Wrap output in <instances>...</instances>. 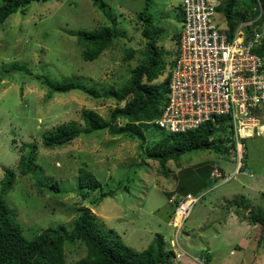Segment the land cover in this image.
Wrapping results in <instances>:
<instances>
[{
    "label": "rangeland",
    "instance_id": "rangeland-1",
    "mask_svg": "<svg viewBox=\"0 0 264 264\" xmlns=\"http://www.w3.org/2000/svg\"><path fill=\"white\" fill-rule=\"evenodd\" d=\"M146 2L32 1L0 22V72L17 63L52 81L74 77L92 89L119 87L138 62L147 42L136 20L144 7L151 13L155 25L162 29L159 42L167 51L166 58L169 60L176 54L177 39L172 36L179 33L182 0H151L147 6ZM244 8L238 4L235 10L241 12ZM261 13L255 28L264 38V12ZM215 18L219 25H228L221 11ZM231 20L237 25L242 21L238 13ZM113 22L123 37L116 39L97 58L84 60L77 33ZM249 25L244 27L245 31ZM126 48L135 50L129 59H125ZM165 76L163 71L159 79ZM115 104L113 99L96 98L79 90L49 95L45 85L24 71L0 73V180L5 169L15 170L14 184L5 199L21 224L23 235L30 238L48 226L72 224L76 218L73 203L81 200L77 169L85 167L100 181L102 191L113 193L92 204L90 201L100 190L90 192L82 200L83 204L93 211L103 228L112 229L134 249L146 248L157 234H162L166 249L184 250L174 258L180 264H264V239L258 242L261 225L251 224L235 212V206L242 202L244 213L250 208L264 210V129L261 134L244 140L246 173H233L236 163L226 158L228 141L221 144L217 141V149L182 153L181 166L197 163L200 166L194 167L196 174L195 170L190 171L196 176L194 184L182 185L179 191L176 188L179 171L174 162L166 164L172 171L169 176L160 174L158 160L146 156L147 149L140 150L136 138L114 136L98 129L83 132L61 146L42 145V138L60 124L73 122L83 131V109H91L108 119ZM254 115L264 127V110ZM121 123L122 120L118 125ZM142 131L150 145L153 134L159 136L160 132L155 124ZM32 145L36 146L33 173L22 175L17 162ZM211 162L220 168L224 178L209 176ZM197 177H204L203 182ZM36 180L42 184L57 182V189L42 188L39 192ZM175 191L202 196L181 230H174L165 222L171 211L168 194L173 195ZM227 201L235 202L230 205ZM244 204L248 207L244 208ZM64 252L66 261H74L84 256L85 247L79 242L66 243Z\"/></svg>",
    "mask_w": 264,
    "mask_h": 264
},
{
    "label": "trees",
    "instance_id": "trees-1",
    "mask_svg": "<svg viewBox=\"0 0 264 264\" xmlns=\"http://www.w3.org/2000/svg\"><path fill=\"white\" fill-rule=\"evenodd\" d=\"M32 1L47 0H1L0 22L5 21L11 13ZM149 1L151 0H147L145 3L146 6ZM238 4L245 6L241 12L235 10ZM216 10L223 13L230 31L236 26L235 21L231 23L233 14L238 13L242 21L250 18L252 22L246 27V32L250 33L262 18L261 11L264 12V0H220ZM182 18V13L180 12V21ZM136 20L141 25V35L147 42L141 49L138 62L130 68L129 76L124 79L119 87L109 85L108 88L103 90L92 89L86 87L74 77L52 81L45 75L33 74L25 65L17 63H13L7 68H2L0 73L12 70L24 71L42 85H45L49 95L54 92L79 90L96 98L104 96L105 98L113 99L116 104L110 111L108 119L91 109L85 108L82 110L83 131L73 122L60 124L52 133L42 138V145L46 148L61 146L71 142L83 132L89 133L98 129L106 130L114 136L123 135L129 138H136L139 141V149L143 151V148H146L145 155L158 160L160 166L158 171L160 174L169 176L172 171L171 168H167L166 164L169 161L174 162L175 168L179 171L176 185L179 191V187L182 185L194 184L196 176H193L190 171L193 169L196 174L194 167L200 166L199 163L187 167L181 166V154L190 150L217 149V141L219 144L228 141L231 145L233 140L231 138L230 125L228 124L230 116H216L214 119L205 121L185 132H167L155 122L161 116L169 101L171 72L178 57L179 33L172 36L177 39L176 54L174 58L171 57L168 60L165 56L167 51L163 49L159 42L162 29L155 25L151 13L145 10L144 7V10L137 13ZM120 37H123V33L115 27V22H113L112 25H102L95 30L80 31L76 35V40L77 44L81 46L82 58L84 60H93ZM253 51L264 57V38H262L260 44L253 47ZM134 52V49L126 48L125 59L131 58ZM169 55L171 54L169 53ZM163 71H166V76L159 79ZM120 120L123 123L118 125ZM154 124L160 130L159 136L153 134L152 145L149 143L148 145L142 128L145 129L148 125L153 126ZM229 147L225 148V150H228ZM35 149L36 146L32 145L27 153L20 155L17 162L20 174L33 173ZM213 163L211 162L209 166V176ZM242 163L241 170L244 172V159ZM77 173L78 195L81 200L73 203L72 212L76 214V218L72 224L69 227L64 224L48 226L35 233L32 237L26 238L22 233L21 224L15 219L12 209L8 206L5 199L14 184L15 170L5 169L4 175L0 180V264H180L175 262L174 258L182 255L184 250H176L177 252H175L171 248L166 249L162 234H157L146 248L136 250L127 245L112 229L103 228L102 223L93 211L83 204L82 200H85L90 192L93 193L100 190L94 200L90 201L92 204H96L105 196L111 195L113 191H102L100 181L85 167H79ZM222 177L224 178L223 173ZM203 178L197 177V180L202 181ZM57 186V182L42 184L36 180V187L39 192H41L42 188L56 190ZM178 191H175L177 195L191 193H180ZM171 195L168 194V199ZM240 197L243 198V195ZM176 202L177 200L168 201L171 205V211L168 214L173 213ZM233 202L235 201H227V204L233 205ZM241 204L235 206V212L241 218L245 216L251 224L258 223L261 225L258 238V242H260V240L264 239V210L250 208L247 213H244ZM243 206L244 208L248 207L246 204ZM75 242H79L85 247V254L77 260L66 261L65 244ZM206 256L208 261L210 257L208 254ZM194 257L191 256L193 259Z\"/></svg>",
    "mask_w": 264,
    "mask_h": 264
},
{
    "label": "built area",
    "instance_id": "built-area-1",
    "mask_svg": "<svg viewBox=\"0 0 264 264\" xmlns=\"http://www.w3.org/2000/svg\"><path fill=\"white\" fill-rule=\"evenodd\" d=\"M216 0H182L178 57L171 72L169 101L156 123L167 132H185L219 115H228L232 143L227 151L241 172L244 140L261 134L255 111L264 110V57L253 51L261 42L257 30L242 21L230 31L217 22ZM244 173H246L244 171ZM210 176L222 177L212 166ZM229 176V175H227ZM201 195L173 194L177 200L169 224L179 230Z\"/></svg>",
    "mask_w": 264,
    "mask_h": 264
},
{
    "label": "clouds",
    "instance_id": "clouds-1",
    "mask_svg": "<svg viewBox=\"0 0 264 264\" xmlns=\"http://www.w3.org/2000/svg\"><path fill=\"white\" fill-rule=\"evenodd\" d=\"M216 1L218 2V5H219V3H220L219 0H216ZM218 5H217V6H218ZM180 12L182 13L181 6H180ZM216 12H218V11L216 10ZM181 21H182V19H181ZM181 21H180V22H181ZM244 21H251V20H244ZM225 22H226V20H225ZM240 22H242V21H240ZM251 22H252V21H251ZM236 25H237V24H236ZM253 30H257V29L253 28ZM253 30H252V31H253ZM258 32H259V31H258ZM259 33H260V32H259ZM260 34H261V33H260ZM261 41H262V36H261ZM260 43H261V42H260ZM248 138H249V137H248ZM171 196H172V195H171ZM171 196H170V197H171ZM201 197H202V196H201ZM170 218H171V217H170ZM169 221H170V220H169ZM182 226H183V225H182ZM181 228H182V227H181ZM172 229H173V228H172ZM180 230H181V229H180ZM177 251H179V250H177Z\"/></svg>",
    "mask_w": 264,
    "mask_h": 264
},
{
    "label": "crops",
    "instance_id": "crops-1",
    "mask_svg": "<svg viewBox=\"0 0 264 264\" xmlns=\"http://www.w3.org/2000/svg\"><path fill=\"white\" fill-rule=\"evenodd\" d=\"M216 14H217V12H216ZM216 20H217V19H216ZM171 213H172V212H171ZM171 213H170V214H171ZM170 214L167 215L165 222H166V225H167V226H169V227L172 228V226L169 224Z\"/></svg>",
    "mask_w": 264,
    "mask_h": 264
}]
</instances>
